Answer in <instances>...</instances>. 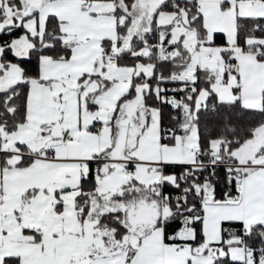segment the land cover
<instances>
[{"label": "snow or ice", "instance_id": "obj_1", "mask_svg": "<svg viewBox=\"0 0 264 264\" xmlns=\"http://www.w3.org/2000/svg\"><path fill=\"white\" fill-rule=\"evenodd\" d=\"M0 264H264V0H0Z\"/></svg>", "mask_w": 264, "mask_h": 264}]
</instances>
